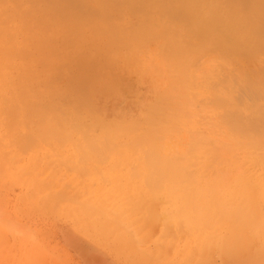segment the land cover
Instances as JSON below:
<instances>
[{
  "label": "bare ground",
  "instance_id": "obj_1",
  "mask_svg": "<svg viewBox=\"0 0 264 264\" xmlns=\"http://www.w3.org/2000/svg\"><path fill=\"white\" fill-rule=\"evenodd\" d=\"M34 14L36 17H32ZM53 17L61 18V22L51 24L50 20ZM1 42L7 44L0 49V97L3 98L0 100V124L8 123L19 128L20 126L32 128L31 125L35 127L38 123L54 133L56 137L53 138L57 141L69 140L76 134V130L86 126L85 131L77 132L80 137L77 138L76 135L75 137L81 139L83 143H90L91 147L88 146L90 152L87 154L84 152L85 156L91 153V148L92 153L96 150L93 155H89L91 161L94 160L91 157L99 152V156L103 159L107 158V153H103L104 148L109 147L110 151L113 140L125 136L126 130L123 131L124 128L121 130L122 127L119 129L118 126L122 124L120 121H112L111 124L116 130L118 128V132L109 133L111 128H107L108 123L103 120L100 123L94 122L92 117L89 118L87 114L95 116L99 110L96 111L87 98L82 96L91 85L86 83L88 78H94L97 70L112 69L111 67L123 58L125 52L128 63L135 68L138 65L139 69L143 68L147 72L151 69L159 71L163 75L166 87L164 86L161 94L153 95L152 101L146 100L150 102L139 112V115L145 122L146 128L148 127L147 132L139 131L137 138L133 137L136 146L140 148L136 150L143 154L141 158L147 157L144 160H147V169L150 173L146 172L148 178L146 175L143 178L147 183L145 185L150 187L149 192L151 191V206L146 208V210L151 209V212L143 209L146 204L142 207L138 205L141 210L150 213L151 217L148 218L146 213L147 218L143 219V216L142 222L147 225L142 223L137 231L134 227L135 234L140 232L141 235L147 232L144 234L145 237L138 236L140 239L133 236L135 242L138 239L136 244H147L142 239L149 240V234L153 238V235L156 236V233L152 235V229L151 233H149L150 228L144 230L151 221L149 225L151 228L159 223L160 225H156L154 230L160 229L158 227L161 225L163 230L159 238L156 237L155 245L147 246L151 249L141 250H145V253L151 250V254L150 252L146 254L151 255L152 258L157 255L158 258L154 257L157 260L151 258L154 262L159 263V257H165L166 249L164 252L163 249L168 243L169 247L174 243V246L176 245V242H172V237L177 233L183 244L175 261L180 259L182 264H201L203 260L208 264H216V257L220 256L223 264H232L237 258V260L241 258L246 260L248 257V261L250 257L251 259L253 257L254 261L257 257L263 258L264 261V172H262L264 170V59L263 61L259 59L261 62L257 59L261 57H258L259 54L264 55V0H32L31 3L26 0H0ZM124 50L126 51L123 53ZM146 50H150L147 52L150 56L153 52L154 58L157 55L155 61L153 56H148L149 60H143L145 58L142 54L146 53ZM42 54L44 56L49 54L53 65L47 74L40 71V65V68L35 65L36 59L38 60ZM151 58L153 68H151ZM247 61L251 63L256 61L259 64L256 63L252 68L246 63ZM107 73L105 74L108 75ZM105 74L103 73V76H106ZM104 80L105 77L102 82ZM98 83H101V80ZM94 87L89 90L93 91ZM204 90L209 92L214 101L209 110L204 111L208 113L207 115L211 112L210 115L214 117V120L213 117L211 118L212 121L210 117L205 119L206 127L209 120L212 123V126L211 123L208 124L210 128H205V132L201 131L202 129H194L195 119L198 118L196 113L199 116L201 113L199 114L198 110L202 109L198 97ZM233 93L239 95L238 102L245 106V110L243 111L242 108L237 115L227 108L232 103ZM246 100L249 101L245 102ZM82 111L85 112L84 115ZM103 124H107L104 125L106 127L104 129H109L108 133L105 132L103 136L91 133L96 126ZM101 127L103 129V126ZM129 127L136 128V125ZM177 129L183 130H180L181 136L176 134V138L171 137L175 131H178ZM158 132L163 134L162 140L156 137ZM218 132L221 134L224 132V135ZM218 134L220 136H217ZM13 140L11 144L15 142ZM118 141L114 142L116 145L113 148L118 146ZM99 145H104L102 151L98 149L101 148ZM80 147L82 149V146ZM88 148L84 150L88 151ZM47 150L49 149L46 148ZM234 151L237 152L235 159ZM59 155L63 156L62 152ZM97 158L95 159L98 164L89 161L91 166L88 164L84 166H88V170L95 168L94 172L97 173L102 160ZM245 159L248 161L245 162ZM127 160L129 162L131 159ZM86 162L89 163L88 160ZM249 162L252 166L260 168V171H257L258 168L252 169L254 166L245 169V164ZM233 165H236V168ZM136 166L135 169L133 168L135 171L139 169V164ZM105 167L108 170V166ZM115 170L117 171V168ZM75 172L77 173V170ZM93 173L92 175L95 174ZM230 173L234 174V180L231 179L233 177L230 178L232 182L228 181ZM96 176L100 175L97 173ZM129 177L131 180V176ZM134 177L136 178L135 175ZM122 178L125 179V176ZM117 179L120 180L121 175L120 178L117 176L112 181L116 182ZM148 179L150 182H147ZM125 182L116 184L121 185V189L125 191L123 189ZM128 185L126 184L125 187ZM125 189L127 191V188ZM86 198L88 197L84 199ZM140 199L142 196L139 201L135 200L141 202ZM145 202L147 203V199L144 198L143 204ZM99 205L95 206V210L104 212L103 206L101 209ZM107 206L105 208H108ZM121 215L118 213L117 216ZM114 220L119 223L124 221L120 222L118 218ZM133 223L131 222L132 227L136 224ZM121 225L125 229L130 226L124 227V223ZM141 228L143 233L140 231ZM61 237L66 248L78 255L85 264H114V260L106 255L102 245L90 244L86 233H80L71 226H64ZM187 239L191 243H188ZM169 247L167 246L169 251H173L174 247H170L171 250ZM127 250L129 253V249ZM143 253L140 252L142 256ZM263 261L260 264H264ZM116 262L120 264L117 260ZM219 262L217 263L220 264Z\"/></svg>",
  "mask_w": 264,
  "mask_h": 264
},
{
  "label": "rangeland",
  "instance_id": "obj_2",
  "mask_svg": "<svg viewBox=\"0 0 264 264\" xmlns=\"http://www.w3.org/2000/svg\"><path fill=\"white\" fill-rule=\"evenodd\" d=\"M26 1L28 3L32 2V0H26ZM32 17H36V14H34ZM50 22H51V24H55V23L59 24L61 22V18L53 17V18H51ZM225 36L226 35H224L223 37L225 38ZM6 44H7L6 42H1L0 43V49H3L6 46ZM151 44H153V43H151ZM152 47L153 46L151 45V51H152ZM125 51L126 50H124L123 53ZM149 51L150 50H146V53L144 52L145 54L144 53L142 54V56H144V58H145V59H143L144 61L146 59L149 60L148 56H150V55L147 54V52H149ZM125 54H123V58L121 60H119L120 63H119V61H118V63L117 62L115 63V66L120 64L119 67L116 66L117 67L116 68L115 66H113L115 68L111 67L112 69H110V68L101 69V70H99L100 72L97 70V72H96L97 75H95L94 78L93 77L88 78V81H86V83H91L89 89L92 90V88L94 86L95 87H94L93 91H90L88 89L89 92L87 91V92L82 93V96L84 98H87V100L92 105V107L96 108V111L99 110L98 112L95 113L96 119H95V116L93 114H91V115L87 114L89 116V118L92 117V120L94 122H99V123L103 120V122L108 123L107 128H111L110 129L111 131H110L109 129H104V128H106L105 126L107 124L99 125V126H96L94 128V130H93L94 133L91 132L92 134H95L96 136H99V135L103 136L105 134V132H107L108 130L110 131L109 133H114V131L118 132L117 131L118 128L116 130V127L113 124H111L112 121H120V124L121 123L122 124L120 126H118L119 129H121V127H122L121 130H123V128H124L123 131L126 130L125 131L126 133H124L125 136H121L120 138L117 139V140H119L117 142L119 144H117L118 146H116V148H113V146L116 145V143H114V142H116L117 140H113L112 145L110 143V145H111L110 151L111 152L109 151V147L104 148L103 147L104 145H99V146H101V148L100 147L98 148L99 150H101L102 147L105 150L108 149L106 152H105V150L103 152V153H107L106 154V155H108L107 158L104 157L105 159H103L102 156H99L100 152L99 153L96 152L98 154H96V156L95 155L92 156L93 153L96 151L95 150L92 153V148H91V153H90V154H92L91 158L94 159L96 162L94 160H92V161L90 160V157H89L90 154L86 155L88 157L85 156V154L90 152L89 151L90 148H88V146L91 147V145H90V143H87L84 141L86 143V148H85V143H83V141L81 139H77L80 137V135H78L77 132L85 131V129L87 128L86 126L81 127L80 129H78V131L76 130V134H74V136L72 138H70L69 140L57 141L56 139L53 138V137H56L54 135V133L49 132V129H46L45 127H43V125L42 126L38 125V123L35 124V127H33L34 125H31L32 128L30 126H27L26 128L25 127L22 128L21 126L19 128V126H17L19 129L16 126H12V124H8V123L0 124V264H85L80 259V257L78 255L74 254L71 250L67 249L66 246L63 244V240L61 237V231H62V227H64V226H66V227L71 226V227H74L80 233H86L87 236L89 237L90 244L98 245V246L102 245V247L104 248V250L106 252V255L114 260V264H118L116 262V260L120 264H155V263H158V261L154 262L151 260V258H152L151 255H147L148 252H150L151 250L146 252L147 253L146 254L145 250H143L144 251V253H143V251L141 249H148V248L151 249L150 247H147V246L155 245L156 240H157L156 237L159 238V236L163 230V228H162L163 226L161 225L158 227L161 230L158 228H157L158 230H154V229H156V225L158 226L160 224L159 223L155 224V226H153L151 228V226H149L151 224V221H149L148 226H146L144 228V230L146 231V228H150L149 233H151V229H152V235H153V233H156V236L153 235L154 236V238H153L150 236L151 234H149V236H150V238L148 236L149 240H147V238L145 240L142 239L143 241H145L147 243V244H144L145 242H143L144 245H142V243H140L141 245L139 243H138L139 245L136 244L138 242V239H136L137 242H135V239H134V237L139 238L138 236L141 237V235H143L144 237L146 236L144 234H146L147 232L146 233L144 232V234L140 235V232L135 234L136 233L135 231L139 230L140 225L143 223L142 221H144L143 219L147 218V215H148V218L151 217V214L149 213L150 214V216H149L148 212H146V211L151 210V209L146 210V208H149L148 206H151V199H150L151 198V195H150L151 191L149 192L150 187L148 188V186L145 185L147 183H145V178H143V177H145L146 172L150 173V170L147 169V167H148L147 166L148 163H146L147 160H144V159H147V157H145L146 155H144L145 158H141V157H143V154L141 155L140 154L141 152L137 151V150H140V148L136 146L137 143H136L134 138H137L139 131L141 132V131L145 130L147 132V129H148V127L146 128L145 122H143V120L141 119V117L139 115L140 114L139 112H141L142 109H144V107L146 105H148L150 102V101L146 102V100H151V98H153V95H156V93L161 94V92L164 90V88L166 86L164 83V78L162 77L163 75L161 73H159V71L156 72L155 69H151L150 72L148 70V72H149L148 73L143 68H142L143 70L139 69L138 65H137V68H135L134 66H132L128 63V60L125 57V56H127V53L125 52ZM152 56H153V52H152L150 57H152ZM258 57H260V58H257L258 60L264 59V55L262 53L259 54ZM37 58H39V56ZM152 58L155 61V59L157 58V55L155 58H154V56ZM152 58H151V62L153 61ZM123 60H125L126 63H124ZM260 60L258 62H261ZM35 62L38 63V64L35 63V65L41 66V68L39 66L40 71H42L44 74H47V72L51 71V69L53 67L49 54H45V56H44V54L40 55V58L38 60L36 59ZM258 62L255 61V62L251 63L250 61H247L246 63L253 68L254 65ZM151 66H152L151 68H153V62L151 63ZM113 69H116V71H114ZM111 70H113V71L111 72ZM104 71H106V72H104ZM109 72L112 75H110ZM103 73L104 74L107 73L108 75L105 74L106 76H103ZM76 76L80 77L81 75H76ZM96 76H97V78H96ZM99 76H100V79H99ZM112 76H115V77H112ZM104 77H105V80L102 82ZM62 80H61V82L65 81V79L63 81ZM99 80H101V83H98ZM114 81H116V83ZM94 82H96L98 84L95 85L96 83H94ZM121 82L123 84H121ZM65 84H67V83H65ZM98 87H99V89H98ZM104 87H106V89ZM102 88H104V89H102ZM89 93L91 95H89ZM93 94H95L96 96L94 95L95 96L94 97ZM1 99L3 100L2 97H0V100ZM231 99H232V103L227 108H228V110L232 111L234 115H237L238 112H240V110L242 108H243V111L245 110L244 104H241L238 102V99H239L238 94L233 93L231 95ZM198 101L200 102L199 104L202 105V109H201V111H200V109L198 110L199 111L198 113L199 114L201 113V114L198 116L196 113V116L198 118H200V119L202 118V119L199 120L195 116L196 121L194 122V125H195L194 129H197V130L202 129L201 131L205 132V128H207V127L210 128V126H212L211 121L214 120V117L212 115H210L211 112L209 113V115H210L209 116V115H207L208 113L206 114V112H204V111L209 110V107L212 106L214 101H213L211 95L209 94V92L207 90H204L203 93L198 97ZM247 101H249V100H246L245 102H247ZM98 106H99V108H98ZM193 110H194V108H193ZM196 111H197V108H196ZM82 114L84 115L85 112L82 111ZM137 115L139 117H137ZM109 117L111 120L109 119ZM208 117H210V120L212 117L213 118L211 121L209 120V123H211V125L208 123L210 126H208V124H207V127H206V120H207L206 118H208ZM106 119H109V120H106ZM128 123H130V124H128ZM133 123H135V124H133ZM131 125L132 126L136 125V128L129 127ZM180 125L181 124H179V126ZM101 126H103V129ZM114 127H115V129H114ZM30 128L32 131H30ZM16 129L19 132H17ZM43 129H44V131H43ZM38 130H40V131H38ZM180 130H182V129H180ZM180 130H178V131H180ZM24 131H26L25 133H27V134H25ZM178 131L177 132L175 131L171 137L174 136L173 138H176V136H179L183 130L180 131L179 134H178ZM9 132H10V134L13 132L11 134V136H9L10 135V134H8ZM20 132H21V134H20ZM97 132L99 134H97ZM16 133H17V135H16ZM22 133H24V134L22 135ZM74 133H75V131H74ZM100 133H102V134H100ZM184 133H185V131H184ZM218 133L220 135H224V132H223V134H221V132H218ZM219 134L217 136H220ZM6 135H8V137H5ZM75 135L77 138L75 137ZM156 137L162 140L163 134L158 132V133H156ZM10 138H12V139H10ZM9 140H11V141H9ZM12 140L15 141V142H13V144H11ZM80 141H81V144L83 143L82 145L79 144ZM53 142H55L54 145H53ZM80 146H82V149ZM78 147L81 151L80 150L78 151ZM94 147H96V146H94ZM42 148H44V149H42ZM46 148H48L49 150L46 151ZM87 148H88V151L84 150ZM111 148H113V149H111ZM136 148H138V149L136 150ZM141 148L144 149L143 146H141ZM17 149H19V150H17ZM53 149H55V150H53ZM58 151H61L63 156L59 155V153L61 154V152H58ZM48 152H50V154ZM84 152H86V153L84 154ZM71 154H74V155H71ZM101 154H102V152H101ZM236 154H237V152L234 151L233 152L234 159H235ZM106 155H104V156H106ZM98 156H99V158H102L101 162L99 163L101 168L100 167L98 168V165H96V168H98L97 173L100 176H96L97 173L94 172V170H96L95 168H92L93 170H91V169L88 170L89 167L84 166L85 164L90 165L91 163L92 164H95V163L98 164V161L95 159ZM35 157H36V159H35ZM93 157H95V158H93ZM64 158H65L66 162L63 160ZM99 158H97V159H99ZM43 159H45V160H43ZM51 159H53V160H51ZM60 159L62 162L60 161ZM68 159L69 160L71 159V160L69 161ZM77 159H78V161H77ZM106 159H108L106 162H108L109 159H111L112 163L110 161H109L110 163L109 162L106 163L104 161ZM119 159H121V161H119ZM127 159H131V160L128 162ZM86 160H88V162L90 161L91 163L90 162L87 163ZM126 160H127V162H126ZM42 161H43V163L40 164V162H42ZM247 161L248 160L245 159V162H247ZM77 162H79L78 163L79 165L77 164ZM120 162L122 164H120ZM131 162H133V164H136V165L139 164V169L142 172L138 171L139 169H136V171H135L134 166H136V165H133V164L131 165ZM245 162H243V163H245ZM71 163H72V166H71ZM103 163H106V164H103ZM47 164H48V166H46ZM74 164H77V165H74ZM231 164H233V163L231 162ZM106 165L108 166V170L106 169L107 167H105ZM29 166H30V168H29ZM61 166H62V168H61ZM77 166H79V167L81 166L83 168L78 167L79 168L78 169ZM93 166L94 165H92V167ZM233 166L236 168V165H233ZM253 166L249 162V164H245L244 168L245 167L246 168L247 167L252 168ZM114 167L117 168V171L115 170L116 168H114ZM130 167H132V168H130ZM255 167L256 166H254V168H252V169L258 168V167H256V168ZM235 168L233 170H235ZM131 169H133L134 171ZM53 170H54V172H53ZM76 170H77V173L75 172ZM122 170H123V172H122ZM258 170L260 171V168H258L257 171ZM67 171H68V174H67ZM90 171H92V173L94 172L95 174L93 173L94 175H92V173ZM112 171H114V172H112ZM115 171H116V174H114ZM254 171H256V170H254ZM254 171H253V173H254ZM105 172L107 173V175L104 176ZM262 172H264V170ZM37 173L39 175H37ZM136 173H139V174L136 175ZM148 173L146 175V178H148ZM232 173H234V172L232 171ZM255 173H260V172H255ZM77 174L80 176V178H79V176H77ZM122 174L125 176V179L122 178V177H124ZM234 174H231L230 177H228V181L232 182L230 180V178L233 177ZM101 175L103 177H101ZM115 175H117L118 178H120V175H121V179H120L121 181L119 179H117L116 182L114 180L112 181V179H116L117 176H115ZM128 175L131 176V180H130V177ZM134 175L136 176V178L134 177ZM137 176H139V177H137ZM127 177H129V178H127ZM140 177H142V178L140 179ZM108 178H110L111 180H109ZM231 179L234 180V177ZM107 180H109L110 182ZM138 180H139V182H138ZM117 181H119V182H117ZM125 181H128V182L126 183ZM107 182H109V185ZM120 182L121 183L125 182V184L123 186V189L125 191H123L121 189V185H117L118 183L120 184ZM130 182H131V184H130ZM147 182H150V179H148ZM142 183H143V185H142ZM126 184L127 185L129 184V185L125 187ZM71 186H72V188H71ZM119 186H120V188H119ZM61 188H62V190H61ZM98 188H99V190H96ZM125 188H127V191ZM128 188L130 190H128ZM143 188H145V189H143ZM57 189L59 190V192H56V191H58ZM88 189H89V191H88ZM131 189H133L134 191L132 190V192H130ZM120 191H123V193H118ZM55 192H56V195H55ZM92 192H93V194H92ZM132 193H135V194H132ZM144 193H145V195H144ZM126 194H128V196H124ZM134 195H136V197ZM140 195L142 196V199H140L141 202H138L139 198L141 197ZM146 195H148V196L146 197ZM55 196H57L58 198ZM84 196L88 197V198L84 199L85 198ZM48 198L51 200H49ZM59 198H61V199L59 200ZM144 198L147 199V203L145 202L143 204ZM68 199H70L71 201ZM135 199H138V201H136ZM86 200H88V201L86 202ZM149 200H150V203H148ZM123 201H125L126 203L124 204ZM99 204H102L101 206H103V209L105 210V211L104 210L103 211L105 213L104 212L101 213L98 209L95 210L96 209L95 206L97 207V205H99ZM145 204L147 206H145ZM138 205L141 207L144 205L145 208H143V209H145L146 211H144L143 209L141 210V208ZM101 206H100V208H101ZM106 206L108 208H105ZM132 207L134 208V210ZM131 211H133V212L131 213ZM135 211H136V213H135ZM138 211H140V213H137ZM117 212L120 213V215L121 214L122 215L117 216L118 215ZM114 213H116V215ZM146 213H147V215H146ZM104 214H107L108 216L104 215ZM129 215L131 218L129 217ZM79 216H81V217H79ZM143 216H144V218H143ZM110 218L113 220H114V218L115 219L118 218V219H120V222H121V220L122 221L124 220L122 222V223H124V227H127L130 225L129 227L126 228L128 230L126 231V229L123 228V226L121 225L122 223L116 222L117 220H114V222H113V220L111 221ZM128 218H130V219H128ZM130 221L134 222L136 224L132 227ZM126 222H127V224H126ZM117 223H119L120 225ZM125 224H126V226H125ZM143 224L147 225L145 222ZM7 227L10 229L8 230ZM134 227L136 228L135 231L133 230V229H135ZM92 229H94V230H92ZM129 229L131 230V232L133 231V233L129 232ZM26 230H27V232H26ZM98 231H99V233H98ZM140 231L143 233L142 228ZM177 235H178V233H177ZM177 235H174V237H172L173 238L172 242L173 241L176 242V245H175L176 247L174 246L175 243L172 244V247L175 248V249L173 248L174 252L171 250L172 247L171 246H170L171 248L169 247V243L167 245L173 254H171V251H169V249L166 246V248L163 249V252L166 249V252L164 253L165 257L162 254L163 257L162 258L159 257L160 261L158 264H170V263L171 264H182L180 259L175 261V258H178V255H179L178 251L181 249L180 246L182 247V244H183L182 240L180 241L179 235H178V237H176ZM174 238L176 240H174ZM171 239H170V242H171ZM188 239H190V238L188 237ZM188 239H187L188 243L189 242L191 243V241ZM107 241H110V242H107ZM140 241L141 240H139V242ZM149 241H151V242L149 243ZM179 241H180V243H179ZM116 243H117V245H116ZM124 247H126V248H124ZM136 247L139 250H137ZM141 247H143V248H141ZM127 249H129V253H128ZM136 251H137V253H136ZM140 252L143 253L144 256H142V254H140ZM96 254H99V253L96 252ZM149 254H151V252ZM167 254H169V255H167ZM158 255H159V253H158ZM160 256H161V254H160ZM167 256L170 259H168V258L166 259ZM154 257L158 258L157 255ZM154 257L152 258L153 260L156 259V258L154 259ZM220 257H216L217 258L216 261L219 262V260H221L219 263L223 264V262H222L223 259ZM143 258H145V259L149 258V259L145 260ZM248 258H246L247 261L244 260V258L243 259L241 258L240 260H237L238 259L237 258L234 262L232 261V264H243V263L247 264V262L249 264H254V263L260 264L261 261H263V258H260V257L259 258L257 257L258 259L255 258L256 262L260 260L257 263L253 260L254 259L253 257H252V259L250 257L251 260L249 259V261H248ZM34 262H36V263H34ZM204 262L205 261L203 260V263H201V264L206 263V262L205 263ZM217 262H216V264H218ZM236 262H238V263H236ZM262 263H264V261ZM206 264H208V263H206Z\"/></svg>",
  "mask_w": 264,
  "mask_h": 264
}]
</instances>
